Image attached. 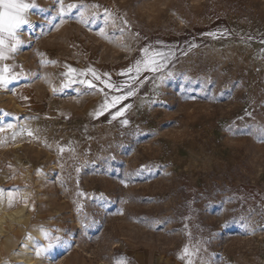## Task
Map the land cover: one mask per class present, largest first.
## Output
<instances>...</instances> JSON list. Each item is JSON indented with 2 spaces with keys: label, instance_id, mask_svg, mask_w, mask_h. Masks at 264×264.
I'll use <instances>...</instances> for the list:
<instances>
[{
  "label": "rangeland",
  "instance_id": "obj_1",
  "mask_svg": "<svg viewBox=\"0 0 264 264\" xmlns=\"http://www.w3.org/2000/svg\"><path fill=\"white\" fill-rule=\"evenodd\" d=\"M62 3L89 22L41 0L0 60L19 76L0 88V207L28 216L5 226L0 264H28L10 256L30 236L33 264H186L185 246L192 264H264V142L250 134L264 127V0ZM153 57L163 67L135 71ZM69 67L134 95L96 115L129 89L63 88Z\"/></svg>",
  "mask_w": 264,
  "mask_h": 264
},
{
  "label": "snow or ice",
  "instance_id": "obj_2",
  "mask_svg": "<svg viewBox=\"0 0 264 264\" xmlns=\"http://www.w3.org/2000/svg\"><path fill=\"white\" fill-rule=\"evenodd\" d=\"M60 3H61V7H60L58 15L61 18V22H63L64 16L67 15L68 13H70L73 9L81 10L79 12V15L81 17L82 22H84V23L89 22L88 20L84 19V12H83L84 5L83 4L73 3L70 5L64 6L62 3V0H60ZM35 7H36V5L34 3L25 2V0H0V60L7 59V54L9 52L14 53V52H17L20 50V46L23 44V41H21L18 38V31L21 29L22 26L30 23V21L26 18V12L29 9L35 8ZM92 7L93 8H99L100 6L94 4V5H92ZM112 16H113V14L107 8H105L104 9V16L102 17L104 19L105 23H107L109 18H111ZM97 18H98L97 13H93L92 14V20H95ZM121 19H123V17H121ZM113 23H114V21H113ZM124 24H125V26H127L126 20L124 21ZM56 26L58 27V25H56ZM120 31L123 32L124 29L121 28ZM99 34H101V35L105 34L103 28H100ZM223 34L224 33H221V35H223ZM209 35L215 36L216 34L215 33H209ZM155 55H162V54L156 53ZM141 65H143L144 67L142 68ZM160 67H163V65L159 64V62L155 59V57H153L151 59H145L143 61L138 60L136 62L135 71L137 73H139L142 70H148V71L156 72L159 70ZM87 71L89 73H91L93 79L89 80V79L85 78V79H79L78 80L74 76H72V73L76 72V70L69 67L68 72L64 74L66 77V80H65V83L63 84V88H69L75 84H80V85L86 86L87 89H95L97 87V85L94 83V81H99L101 84L104 85L105 88L115 90L118 92L123 91V88L129 89L126 92V94H124V95L112 97V100L110 103L105 102V104L102 105L101 108L98 110L96 115H102L104 112H107L109 110V108H116V106L118 104H120L121 100H126L128 97H131L132 95H134V90H131V85H124V86L116 85V84L110 82V79L109 80H102L101 77L99 75H97V73L91 68H89ZM129 71H132V69H129ZM9 73H10V69L7 65H5L2 70H0V88L7 89L8 85H9V83H11V81L19 78L18 75H11ZM78 75L86 77L87 73H78ZM105 75H107V74H105ZM169 75H171V73H169ZM131 79L134 80L135 78L133 77ZM128 107H130V105H124L119 110L112 113L111 119L116 120L118 117H122L124 115V112L126 111V109ZM246 115L250 116L251 113L246 112ZM120 122L122 125L128 124L127 119H123ZM7 127L11 128L12 125L9 124V125H7ZM4 130H5L4 127H0V132H2ZM250 134L257 135L258 139L261 142H264V127L253 129V132ZM28 135L32 136V132L29 131ZM13 139H15V134L13 135ZM60 151L63 152L64 149L61 148ZM76 171L79 172L80 169L77 168ZM78 195H84V193H78ZM4 199H5V190L0 189V204H3ZM16 199L17 198L14 195L13 191L8 190L7 191V207L12 208L14 206ZM242 226L245 229L246 234H248L250 232L249 225L243 224ZM251 231H254V230H251ZM45 237L48 238L47 233H45ZM59 242H60L59 237L51 238L49 244H47L46 246H44L42 248L36 249V255L38 257L41 256L42 254H44L48 250L55 247L56 244ZM194 254L195 253L191 252L189 250V248L187 246H185L182 249V254L178 256V259L186 260V264H192L191 257ZM121 264H126V262L121 261Z\"/></svg>",
  "mask_w": 264,
  "mask_h": 264
},
{
  "label": "bare ground",
  "instance_id": "obj_3",
  "mask_svg": "<svg viewBox=\"0 0 264 264\" xmlns=\"http://www.w3.org/2000/svg\"><path fill=\"white\" fill-rule=\"evenodd\" d=\"M26 205H21L17 209L11 211V212H6L0 207V237L3 236L5 232V226L12 225L13 222H16L17 219L19 218H27L28 216L26 215ZM35 242V239L33 237H27L24 241V244L16 249L14 253L11 254L10 257L15 258V259H22L28 264H33L29 258V254L31 252V249L33 247V244ZM0 246L2 244L0 243Z\"/></svg>",
  "mask_w": 264,
  "mask_h": 264
},
{
  "label": "crops",
  "instance_id": "obj_4",
  "mask_svg": "<svg viewBox=\"0 0 264 264\" xmlns=\"http://www.w3.org/2000/svg\"><path fill=\"white\" fill-rule=\"evenodd\" d=\"M40 1H41V0H25V2L34 3V4L36 5L35 8H31V9H29V10L26 12V18H27L28 20H29V18H28V13L30 14L31 12H33L34 10H36L37 5H38V3H39ZM25 26H26V25L22 26L21 29L18 31V38H19L20 40H21L20 35L22 34L21 32L24 31ZM24 32H25V31H24ZM110 98H111V97H109V98L103 100V102L98 103V104H97V108H98V110L101 108L102 105L105 104V102H109V99H110Z\"/></svg>",
  "mask_w": 264,
  "mask_h": 264
}]
</instances>
